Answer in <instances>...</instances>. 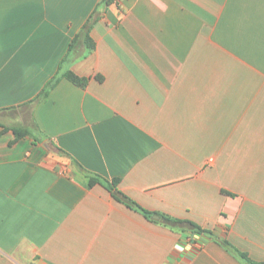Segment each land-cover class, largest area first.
Instances as JSON below:
<instances>
[{"label": "crops", "instance_id": "0c3cea01", "mask_svg": "<svg viewBox=\"0 0 264 264\" xmlns=\"http://www.w3.org/2000/svg\"><path fill=\"white\" fill-rule=\"evenodd\" d=\"M225 241L264 263V0H0V264H251Z\"/></svg>", "mask_w": 264, "mask_h": 264}, {"label": "trees", "instance_id": "16d2710c", "mask_svg": "<svg viewBox=\"0 0 264 264\" xmlns=\"http://www.w3.org/2000/svg\"><path fill=\"white\" fill-rule=\"evenodd\" d=\"M116 2H118V0H101V4H103L105 7H109L113 4H115ZM97 10L94 11V13L90 16V18L87 20L86 24L84 25V28L82 30V32L80 33V35L76 36L74 38V40L72 41L71 45H70V50L73 48V46L77 43V41L79 40H83L88 51H93L95 50V43L94 40L91 37V31L93 29L94 24L97 22L98 17L96 16ZM65 78H67L68 80H70L71 82H73L74 84L80 86V87H86L88 84L89 79L88 78H81L79 76H77L76 74H74L71 71H68L67 73H65L64 75ZM100 80H102L101 77H98ZM59 79L54 78L52 79L50 82L47 83L46 87L44 88V90L42 91V93L36 98V100H40L44 97L47 96L48 91L50 89H52L57 83H58ZM35 101V100H34ZM33 102V101H32ZM15 134L17 136V139L29 135V131L27 129H24L22 131H15ZM96 183H101L104 186L108 187L114 194V196L116 197V199L126 203L130 208H133L137 211H140L141 213H143L148 219L153 220V216L155 215V213L150 212L148 210H145L144 208L140 207L136 202L132 201L131 199H129L126 195H124L120 190H119V183L120 181L118 179H114L111 183L107 182L106 180H103L101 177L99 176H91V180H90V185H94ZM162 221L165 225L167 226H175L178 224H181L182 221L178 220V219H173L171 217L168 216H161ZM189 225H191L193 228H195L198 232L200 233H208L209 232L202 230L201 228H199L198 226L192 224V223H188ZM223 244L229 248V250L231 252H233L234 254H237L239 256H241L242 258H245V260L251 264H258V263H254L252 260H250L247 256V254L239 252L238 250H236L234 247H232V245L228 242H223ZM260 264H264V263H260Z\"/></svg>", "mask_w": 264, "mask_h": 264}, {"label": "water", "instance_id": "95a60500", "mask_svg": "<svg viewBox=\"0 0 264 264\" xmlns=\"http://www.w3.org/2000/svg\"><path fill=\"white\" fill-rule=\"evenodd\" d=\"M154 218H155V219H159V217H158V216H154Z\"/></svg>", "mask_w": 264, "mask_h": 264}]
</instances>
